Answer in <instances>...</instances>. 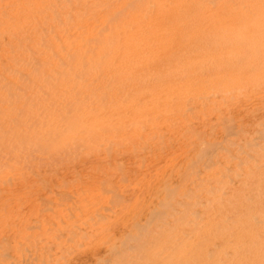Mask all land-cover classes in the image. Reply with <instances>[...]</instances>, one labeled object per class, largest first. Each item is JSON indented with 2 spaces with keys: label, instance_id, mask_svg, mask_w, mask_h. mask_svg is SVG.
Returning a JSON list of instances; mask_svg holds the SVG:
<instances>
[{
  "label": "bare ground",
  "instance_id": "obj_1",
  "mask_svg": "<svg viewBox=\"0 0 264 264\" xmlns=\"http://www.w3.org/2000/svg\"><path fill=\"white\" fill-rule=\"evenodd\" d=\"M0 264H264V0H0Z\"/></svg>",
  "mask_w": 264,
  "mask_h": 264
}]
</instances>
